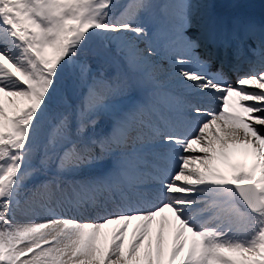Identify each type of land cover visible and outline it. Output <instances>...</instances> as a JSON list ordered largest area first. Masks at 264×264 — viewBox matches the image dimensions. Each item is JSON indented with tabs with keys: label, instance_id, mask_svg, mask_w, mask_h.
I'll use <instances>...</instances> for the list:
<instances>
[{
	"label": "snow or ice",
	"instance_id": "6c2138e0",
	"mask_svg": "<svg viewBox=\"0 0 264 264\" xmlns=\"http://www.w3.org/2000/svg\"><path fill=\"white\" fill-rule=\"evenodd\" d=\"M115 7L0 0V264H264V22L225 26L203 0ZM217 144L246 162L225 173Z\"/></svg>",
	"mask_w": 264,
	"mask_h": 264
},
{
	"label": "rangeland",
	"instance_id": "374dc122",
	"mask_svg": "<svg viewBox=\"0 0 264 264\" xmlns=\"http://www.w3.org/2000/svg\"><path fill=\"white\" fill-rule=\"evenodd\" d=\"M106 123H107V121L104 122V123H102V122L99 123V122H98L99 125L97 126V128H96V130H95L97 134L100 133L101 128H103V127L106 125ZM106 231H107V229H105V230L103 231V236H102V240L105 241V242H107L108 240H110V238H107Z\"/></svg>",
	"mask_w": 264,
	"mask_h": 264
}]
</instances>
